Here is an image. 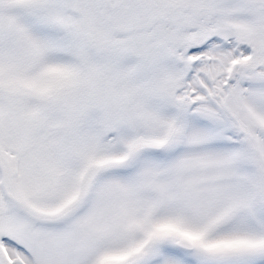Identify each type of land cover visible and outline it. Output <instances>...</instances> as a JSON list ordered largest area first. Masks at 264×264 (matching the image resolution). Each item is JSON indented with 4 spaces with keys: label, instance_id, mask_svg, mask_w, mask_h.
Masks as SVG:
<instances>
[{
    "label": "snow or ice",
    "instance_id": "1",
    "mask_svg": "<svg viewBox=\"0 0 264 264\" xmlns=\"http://www.w3.org/2000/svg\"><path fill=\"white\" fill-rule=\"evenodd\" d=\"M0 264H264V0H0Z\"/></svg>",
    "mask_w": 264,
    "mask_h": 264
}]
</instances>
